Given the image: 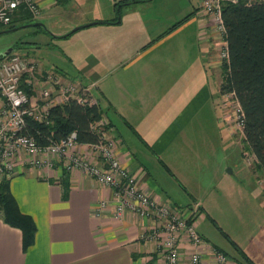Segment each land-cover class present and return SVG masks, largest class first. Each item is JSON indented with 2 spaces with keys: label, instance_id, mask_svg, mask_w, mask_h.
Listing matches in <instances>:
<instances>
[{
  "label": "crops",
  "instance_id": "obj_1",
  "mask_svg": "<svg viewBox=\"0 0 264 264\" xmlns=\"http://www.w3.org/2000/svg\"><path fill=\"white\" fill-rule=\"evenodd\" d=\"M104 1L100 10L93 8L86 14L81 10L84 5L69 4V0H35L40 15L62 12L65 6V12L72 11L78 17L69 35L92 27L84 31L89 32L85 33L88 41L65 53L80 77L70 78L65 71L52 69L65 81L94 85L100 120L116 143L115 152L123 167L136 175L140 188L176 208L165 200L167 188L161 172L166 170L185 187L192 205L197 203L203 209L202 194L190 184L197 181L205 192L212 187L211 180H198L196 163L209 166L203 159L205 145L213 139L205 132L209 127L206 121L214 120L208 75L213 69L219 91L212 50L213 44L218 45L219 32L200 10H186L171 25L168 18L166 24L141 26L134 20L124 22V15L149 11L155 0L128 4ZM31 18L21 9L13 23ZM115 122L122 123L138 145L116 135ZM196 128L205 136L196 135ZM83 144L78 143L76 150L88 157L89 150ZM7 181L19 211L32 218L35 233L33 243L24 250L21 231L6 224L0 213V264H165L156 241L149 239L151 220L127 211L116 218L113 189L84 172L70 173L62 161L54 160L52 167L18 165ZM102 200L110 204L98 212ZM198 223L197 219L196 227ZM198 234L204 241L202 263L214 264L212 249L216 247ZM189 251L190 247L181 243V264H188ZM229 260V264H238Z\"/></svg>",
  "mask_w": 264,
  "mask_h": 264
},
{
  "label": "built area",
  "instance_id": "obj_2",
  "mask_svg": "<svg viewBox=\"0 0 264 264\" xmlns=\"http://www.w3.org/2000/svg\"><path fill=\"white\" fill-rule=\"evenodd\" d=\"M255 1L264 2L245 0V4ZM237 2L201 0L199 9L210 17L218 32L224 35L222 6ZM21 9L33 18L41 14L35 0H0V24H12ZM223 46L222 57L227 61L226 42ZM93 86L92 83L65 81L53 69L40 72L38 62L13 52L0 57V182L10 179L18 165L52 167L54 160H60L68 172L82 171L98 183L113 189V215L116 218H121L127 211L134 216L150 219L149 239L156 241L165 264H181V243L190 247L188 264H203L200 252L204 241L196 230L199 205L194 203L181 211L140 188L136 175L123 167L116 154V143L108 136L105 122L99 120L91 125V129L98 134V141L83 144L89 150L88 157L84 156L85 152L76 150L78 142L75 131L57 142L49 141L45 145L39 144L29 133L31 122L48 123L49 109L53 106L70 100L82 106L98 104V98L92 93ZM237 106L234 119L242 129L243 113L238 103ZM251 160L254 162L253 155L251 159L248 157L247 165ZM108 204L107 200L100 201L98 212L107 208ZM212 252L214 264L230 263L223 252L215 249Z\"/></svg>",
  "mask_w": 264,
  "mask_h": 264
},
{
  "label": "rangeland",
  "instance_id": "obj_3",
  "mask_svg": "<svg viewBox=\"0 0 264 264\" xmlns=\"http://www.w3.org/2000/svg\"><path fill=\"white\" fill-rule=\"evenodd\" d=\"M104 2V0H69V4L84 5L81 10L86 14L93 8L100 10L104 7ZM200 2L201 0H155L150 4L149 11L127 13L123 20L124 22L134 20L141 26L144 24L152 26L166 24L169 18L171 25L174 18H180L182 14L188 12L186 10H201ZM86 6L88 8L85 9ZM62 7H64L62 12L58 10L43 12L39 17L17 24L16 30L0 33V52L11 48L13 53L34 60L45 69L59 68L70 78L80 77L75 63L67 60L65 53L69 48L88 41L85 33L89 34V32L84 31L92 27L82 28L69 35V31L74 28L71 26H74L78 17L74 16L72 11L65 12V6ZM203 18L205 19L206 16ZM9 26L0 24V31ZM213 27L218 31L215 25ZM224 35L218 33V45L216 47L213 44L212 47L218 69L219 87L224 80L221 68L226 61L222 57ZM42 67L40 72L43 71ZM81 67L86 66L82 64ZM208 83L211 90L209 103L213 107V119L216 122L208 119L205 123L207 127L209 126L205 131L206 135L213 138L212 143L205 145L203 152V159L208 161L209 166L203 168L197 163L196 166L200 178L198 180H211L212 187L205 192L204 187L197 181L196 184L194 182L193 185L190 184L198 189L197 193L202 194L200 197L203 209H199L197 213L199 223L196 228L210 246L221 250L229 259L244 261V253L255 264H264V173L255 168L252 160L247 165V159L248 157L251 159L252 153L243 140L242 129L234 119L238 107L235 97L218 91L213 69L209 70ZM115 124L118 128L116 135L120 134L128 142L133 141L138 145L137 139L122 123L115 122ZM195 132L198 136H205L200 128H196ZM197 146L200 145H195ZM195 150L197 152V149ZM197 155L198 153L195 154ZM228 169L231 170L230 173ZM161 174L167 188L165 193L163 192L165 200L174 204L176 209L185 211L188 204L192 205L193 199L170 172L165 170Z\"/></svg>",
  "mask_w": 264,
  "mask_h": 264
},
{
  "label": "trees",
  "instance_id": "obj_4",
  "mask_svg": "<svg viewBox=\"0 0 264 264\" xmlns=\"http://www.w3.org/2000/svg\"><path fill=\"white\" fill-rule=\"evenodd\" d=\"M144 1L147 0H123L122 3ZM221 16L228 59L221 68L224 80L219 91L221 94L232 93L238 102L243 113V140L254 156L255 168L264 173V2L247 5L245 0H238L236 4L225 3ZM14 28H17L16 23L0 32ZM47 119V124H29V133L41 145L57 142L73 131L78 143L98 141V134L91 125L101 119L99 103L82 106L70 100L51 107ZM0 213L6 224L21 231L23 249L29 247L34 240L35 225L29 215L19 211L7 180L0 182ZM243 257L244 261L236 262L255 264L244 253Z\"/></svg>",
  "mask_w": 264,
  "mask_h": 264
},
{
  "label": "water",
  "instance_id": "obj_5",
  "mask_svg": "<svg viewBox=\"0 0 264 264\" xmlns=\"http://www.w3.org/2000/svg\"><path fill=\"white\" fill-rule=\"evenodd\" d=\"M91 24H92V23H91ZM91 24H86V25H84V26H88V25H91ZM37 25H41V24H37ZM17 28H18V27H17ZM17 28H14V29H12V30H10V31L16 30ZM74 30H76V28H75ZM0 33H3V32H0ZM12 52H13V49L8 48V49H6V50L0 52V57H5L6 55H8V54H10V53H12ZM227 171H228L229 173L231 172L230 169H228Z\"/></svg>",
  "mask_w": 264,
  "mask_h": 264
}]
</instances>
